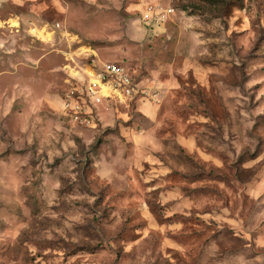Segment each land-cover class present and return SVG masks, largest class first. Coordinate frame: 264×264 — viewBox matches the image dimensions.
<instances>
[{"label": "rangeland", "instance_id": "obj_1", "mask_svg": "<svg viewBox=\"0 0 264 264\" xmlns=\"http://www.w3.org/2000/svg\"><path fill=\"white\" fill-rule=\"evenodd\" d=\"M0 264H264V0H0Z\"/></svg>", "mask_w": 264, "mask_h": 264}, {"label": "built area", "instance_id": "obj_2", "mask_svg": "<svg viewBox=\"0 0 264 264\" xmlns=\"http://www.w3.org/2000/svg\"><path fill=\"white\" fill-rule=\"evenodd\" d=\"M172 8H161L160 6H153L149 5L146 7L144 13L142 14V19L145 22H149L151 24H158L163 19H165L169 13L172 11ZM94 84L105 88L106 84H109L110 86L113 85V83L110 82H124L127 83L130 81V76L124 71V68L119 66L116 63H109L105 65V69L96 74H94ZM107 76V78H106Z\"/></svg>", "mask_w": 264, "mask_h": 264}, {"label": "trees", "instance_id": "obj_3", "mask_svg": "<svg viewBox=\"0 0 264 264\" xmlns=\"http://www.w3.org/2000/svg\"><path fill=\"white\" fill-rule=\"evenodd\" d=\"M201 2H204L206 4H210V5H220V6H227L229 4H231V0H199ZM239 1V0H237ZM187 5H184L182 7V9H186ZM190 13H195L194 11H190ZM145 25V24H144Z\"/></svg>", "mask_w": 264, "mask_h": 264}]
</instances>
